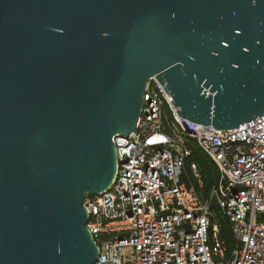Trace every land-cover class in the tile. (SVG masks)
<instances>
[{
	"label": "water",
	"instance_id": "obj_1",
	"mask_svg": "<svg viewBox=\"0 0 264 264\" xmlns=\"http://www.w3.org/2000/svg\"><path fill=\"white\" fill-rule=\"evenodd\" d=\"M152 78L193 124L261 117L264 0H0V264L96 262L85 202Z\"/></svg>",
	"mask_w": 264,
	"mask_h": 264
},
{
	"label": "built area",
	"instance_id": "obj_2",
	"mask_svg": "<svg viewBox=\"0 0 264 264\" xmlns=\"http://www.w3.org/2000/svg\"><path fill=\"white\" fill-rule=\"evenodd\" d=\"M113 143L116 176L85 202L94 264H264V114L229 131L196 125L152 78L135 129ZM195 150L219 174L208 196Z\"/></svg>",
	"mask_w": 264,
	"mask_h": 264
},
{
	"label": "trees",
	"instance_id": "obj_3",
	"mask_svg": "<svg viewBox=\"0 0 264 264\" xmlns=\"http://www.w3.org/2000/svg\"><path fill=\"white\" fill-rule=\"evenodd\" d=\"M190 162L195 163L203 179L204 194L208 196L211 188L217 183L219 174L215 165L198 151H194ZM224 237L229 242L231 248L232 239L230 237V230L228 227L224 230Z\"/></svg>",
	"mask_w": 264,
	"mask_h": 264
}]
</instances>
